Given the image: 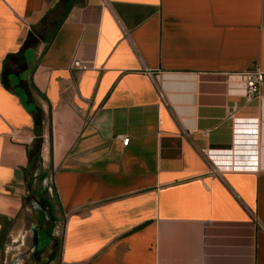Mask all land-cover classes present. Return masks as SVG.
I'll list each match as a JSON object with an SVG mask.
<instances>
[{
  "label": "crops",
  "instance_id": "1",
  "mask_svg": "<svg viewBox=\"0 0 264 264\" xmlns=\"http://www.w3.org/2000/svg\"><path fill=\"white\" fill-rule=\"evenodd\" d=\"M246 70L264 0H0V264L34 225L45 264H264V80H226Z\"/></svg>",
  "mask_w": 264,
  "mask_h": 264
},
{
  "label": "built area",
  "instance_id": "2",
  "mask_svg": "<svg viewBox=\"0 0 264 264\" xmlns=\"http://www.w3.org/2000/svg\"><path fill=\"white\" fill-rule=\"evenodd\" d=\"M72 67L76 69H85L86 64L83 61L75 60L72 62ZM226 80L227 82L238 81L240 83V88H239L240 94L246 98H250L252 95H254L257 92L259 86L262 84L264 80V74L258 70H246L240 73L226 74ZM128 140H129L128 137H124L121 139V142L123 145H126ZM234 140H237V138H235ZM235 155L230 156L229 159H226V163H229L228 165H226L227 167L232 169L240 168L246 170H256L257 167L256 160L253 159L240 160V159H236ZM220 161H221L220 159H217L215 163Z\"/></svg>",
  "mask_w": 264,
  "mask_h": 264
},
{
  "label": "rangeland",
  "instance_id": "3",
  "mask_svg": "<svg viewBox=\"0 0 264 264\" xmlns=\"http://www.w3.org/2000/svg\"><path fill=\"white\" fill-rule=\"evenodd\" d=\"M47 243V237L46 234L43 232V230H41L39 232V236H38V244H37V249L41 250ZM53 253L56 252L55 249L52 250ZM51 249H45L42 250L41 253H34L33 257H34V262L32 264H45V262H49L48 261V257L50 255Z\"/></svg>",
  "mask_w": 264,
  "mask_h": 264
},
{
  "label": "water",
  "instance_id": "4",
  "mask_svg": "<svg viewBox=\"0 0 264 264\" xmlns=\"http://www.w3.org/2000/svg\"><path fill=\"white\" fill-rule=\"evenodd\" d=\"M9 88H10V90H13L12 86H10ZM45 182H46V180H43L42 184L44 185ZM34 185L35 184L33 183V186ZM37 208L43 212L44 216L46 215V209L44 208V206L42 204H38ZM38 236H39V234H38L37 226L34 225L31 228V245H30L29 249L27 250L28 253L34 252L36 250L37 244H38ZM12 264H21L20 258L18 260L16 259Z\"/></svg>",
  "mask_w": 264,
  "mask_h": 264
},
{
  "label": "trees",
  "instance_id": "5",
  "mask_svg": "<svg viewBox=\"0 0 264 264\" xmlns=\"http://www.w3.org/2000/svg\"><path fill=\"white\" fill-rule=\"evenodd\" d=\"M34 37L32 36L31 33L28 34L26 40L23 43V47H26L32 43H34ZM31 90H34V88L30 85ZM33 117H34V121L36 123V125L41 126L42 121L44 119V115L42 113V111L39 108H35L32 111ZM34 147L28 148V154L31 155L32 154V150ZM36 253H39V250L36 248L35 250Z\"/></svg>",
  "mask_w": 264,
  "mask_h": 264
},
{
  "label": "flooded vegetation",
  "instance_id": "6",
  "mask_svg": "<svg viewBox=\"0 0 264 264\" xmlns=\"http://www.w3.org/2000/svg\"><path fill=\"white\" fill-rule=\"evenodd\" d=\"M33 255V252H27L25 255H22L21 257H20V262H21V264H29L28 263V261L30 260V259H28V258H31V256ZM30 264H32V262H31V260H30Z\"/></svg>",
  "mask_w": 264,
  "mask_h": 264
}]
</instances>
